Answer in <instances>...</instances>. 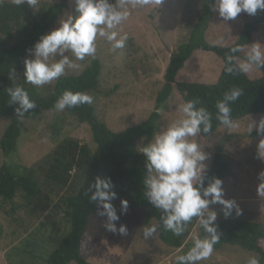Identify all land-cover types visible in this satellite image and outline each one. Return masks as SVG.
Segmentation results:
<instances>
[{"label": "rangeland", "instance_id": "374dc122", "mask_svg": "<svg viewBox=\"0 0 264 264\" xmlns=\"http://www.w3.org/2000/svg\"><path fill=\"white\" fill-rule=\"evenodd\" d=\"M0 1L14 3V0ZM58 1L38 0L37 10L30 9L24 23L30 25L38 22L48 6ZM200 9V0H163L159 5L150 3L142 8H130L128 19L117 29L120 34L128 35L125 47L112 51L111 45L98 37L95 55L76 61L81 67L77 70L66 69V74L60 78L78 76L92 61L98 60L101 65L98 87L95 92L87 93L93 97L90 106L94 109L95 117L113 133L137 126L153 112L156 95L164 84L163 77L170 55L188 39ZM69 14L77 15L74 0H67L66 8L46 34L56 29ZM247 16L242 12L235 19L224 21L218 12H214L205 33L206 41L211 45H232ZM256 43L264 46V24L253 34L251 44L244 48L242 55L245 57L251 45ZM65 55L75 59L70 52ZM31 58L28 54L25 59ZM221 68V61L212 53L196 52L177 74L175 81L214 84ZM246 75L255 80L261 73L254 66ZM20 77L18 75L16 81ZM56 82L54 80L43 86L29 85L40 97H46L52 93ZM182 104L181 96L173 89L159 111L155 133L182 118L179 111ZM261 118L264 115L249 116L234 122L235 126L230 129L220 128L207 138L200 135L192 138L210 155V159L205 161L207 169L216 151L223 154L230 167L229 177L223 180L224 198L235 200L241 214L237 216L233 211L232 216L226 219L221 205H211L210 208L218 214L216 224L235 220L264 224V194L257 193L260 183L257 176L264 170V160L257 158V145L264 136L257 134L255 127L250 133L251 126L259 123ZM19 119L21 135L16 150L7 158L0 150V167L6 163L12 172L18 174L34 168L39 189L33 199L25 200L18 193L12 202L0 201V264H45L48 255L68 233L65 198L75 194L81 182L78 179L66 189L48 183L44 176L50 155L56 145L66 139L77 140L92 150L95 145L89 128L64 111L54 109L44 112L36 120ZM11 121L10 116L0 119V141ZM153 136L138 141L140 152ZM120 202H112L120 216L117 228L120 224L126 225L127 234L122 236L106 231L103 227L105 218L95 213L81 247L82 256L88 263L177 264L176 257L186 254L198 238L195 227L180 249L165 246L159 240L157 230L152 237L145 239L144 227L157 225L156 222L150 220L145 223V211L134 210L129 202L127 213L121 214ZM251 256L257 257L239 247L224 246L213 250L208 259L198 264H247Z\"/></svg>", "mask_w": 264, "mask_h": 264}, {"label": "trees", "instance_id": "16d2710c", "mask_svg": "<svg viewBox=\"0 0 264 264\" xmlns=\"http://www.w3.org/2000/svg\"><path fill=\"white\" fill-rule=\"evenodd\" d=\"M200 1L198 19L192 26L188 39L171 53L163 77L164 84L155 98L154 110L143 123L120 133H113L97 120L94 109L89 104L64 110L68 116L89 128L95 148L92 150L77 140L66 139L57 144L50 155L44 176L48 183L66 189L78 179L81 182L76 193L65 198V213L69 220L68 233L48 255L45 264H90L82 256L81 247L97 211L96 204L89 201L90 193H87L89 184L94 182L97 176L112 179L115 186L113 190L117 193V198L112 202L126 200L134 210L145 211V223L154 220L159 225L158 238L165 246L182 248L195 227L198 229V238L203 239L207 235L196 218L187 225L181 236H174L170 231L164 230L160 219L162 213L149 204L143 195V180L147 173L145 158L137 148L138 141L155 134L159 111L171 96L173 89L181 96L183 103L199 100L197 107H204L211 113L212 129L209 133L199 134L202 138H207L225 127L216 119L215 105L218 100L223 99L225 92L233 88L242 89L243 92L229 105L234 122L249 116L264 115V67H255L261 73L255 80L249 79L245 73L229 74L225 71L228 55L237 57L233 61L234 64L245 59L243 51L232 53L230 50L237 45L243 46L244 50L251 44L253 34L264 24V11L258 10L255 16H247L232 45H211L206 41L205 33L214 13L211 10L214 0ZM66 5L67 0H59L49 5L39 21L29 25L24 23L31 9L27 4L18 6L15 3L0 1V119L7 116L12 118L0 141V150L5 158L15 152L21 135V121L15 112L18 105L9 103L7 88L22 86L30 99L36 103L37 107L23 116L28 120H36L42 113L54 110L56 101L65 90L84 93L97 90L101 71L98 60L92 61L78 76L59 78L52 93L46 97H40L24 79V60L29 54L28 50L50 30ZM196 52L212 53L221 61L222 68L214 84L175 81L177 74ZM13 69L16 75L10 80L9 75ZM18 75L21 77L16 81ZM229 174L227 160L220 151H216L205 173V185L213 177L223 181ZM38 189L34 168L25 169L23 174H18L12 172L6 163L1 165L0 201L12 202L18 193H21L25 200L33 199L38 194ZM216 225L220 239L214 245V250L224 246L239 247L257 255L260 264H264V224L235 220L222 221Z\"/></svg>", "mask_w": 264, "mask_h": 264}, {"label": "clouds", "instance_id": "9594fccd", "mask_svg": "<svg viewBox=\"0 0 264 264\" xmlns=\"http://www.w3.org/2000/svg\"><path fill=\"white\" fill-rule=\"evenodd\" d=\"M163 0H74L77 15H67L59 22V26L43 35L29 49L31 59L24 60L23 76L27 83L34 86H43L66 74V69L77 70L81 67L76 61H83L86 57L94 56L97 47V38H104L111 50L123 49L128 35L117 31L122 22L130 15V8L144 7L150 3L159 5ZM16 5L27 4L31 9L37 10L38 0H14ZM218 12L224 21L235 19L242 12L255 16L258 10L264 11V0H214L211 8ZM232 53L243 51V46L237 45L230 50ZM70 52L75 58L70 59L65 53ZM59 57V59H55ZM237 57H226L225 71L232 73H248L254 66L264 67V46L259 43L252 44L246 53L245 59L238 64L233 61ZM50 60L55 62L50 63ZM13 69L9 79L15 77ZM10 100L16 104V115L20 118L35 109L36 103L29 97L22 86L6 89ZM243 94L242 89L233 88L225 92L222 100H218L216 119L221 125L232 128L235 123L232 119L230 104ZM93 97L84 92L65 90L56 101L54 108L64 111L66 108H75L80 105L92 104ZM199 100H190L179 106L182 118L176 120L171 126L154 134L153 138L145 144L141 153L145 158L146 177L143 180L144 193L149 204L159 210L161 222L165 231L174 236H181L187 225L197 219V223L207 234L205 238H196L193 246L186 254L176 257L177 264H198L208 259L214 250V245L220 239L216 225L217 212L211 205H221L223 216L227 219L233 211L238 216L241 209L233 199H225L223 181L213 177L205 181L207 164L210 159L198 142L194 139L201 133H209L212 129V115L204 107H197ZM257 134L264 136V118L253 124ZM257 158L264 160V138L257 145ZM257 179L258 194H264V170ZM114 183L110 177L97 176L89 184L87 193L89 201L97 206L96 215L105 218L103 227L113 234L126 235L127 226L117 222L120 216L112 201L117 198L113 190ZM121 214L127 213L128 202L121 200ZM159 225L144 227L143 236L148 239L153 236ZM247 264H260L256 256L249 257Z\"/></svg>", "mask_w": 264, "mask_h": 264}]
</instances>
